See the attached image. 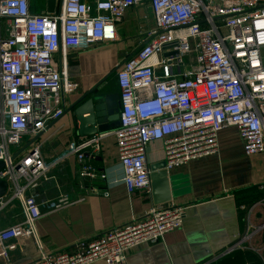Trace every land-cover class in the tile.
<instances>
[{
  "label": "built area",
  "instance_id": "1",
  "mask_svg": "<svg viewBox=\"0 0 264 264\" xmlns=\"http://www.w3.org/2000/svg\"><path fill=\"white\" fill-rule=\"evenodd\" d=\"M48 0H44L47 4ZM34 11L32 0H0V207L20 201L23 222L0 229V251L35 235L42 216L29 193L50 170L76 155L82 174L98 175L91 158L101 135L68 144L47 162L41 146L26 147L65 110L77 86L55 63L62 45L78 48L117 35L140 0H55ZM155 29L117 70L120 126L113 130L122 182L130 192L150 186L148 146L163 142L167 170L219 151V132L238 129L247 155L264 152V0H150ZM26 147V148H25ZM13 149V151L11 150ZM106 177L105 174H101ZM68 204L50 203L52 211ZM185 207L153 208L142 218L83 239L72 251L41 254L35 264H122L126 250L158 240L184 224Z\"/></svg>",
  "mask_w": 264,
  "mask_h": 264
},
{
  "label": "crops",
  "instance_id": "2",
  "mask_svg": "<svg viewBox=\"0 0 264 264\" xmlns=\"http://www.w3.org/2000/svg\"><path fill=\"white\" fill-rule=\"evenodd\" d=\"M33 1L34 11L48 8L45 2ZM154 29L150 0H140L118 23L117 35L109 33L104 41L78 48L62 45L55 63L77 86L65 97L63 115L38 139L47 162L61 155L69 143L83 139L73 113L88 99L79 101L83 95L95 89L120 102L117 70ZM101 134L100 147L91 158L98 175H83L84 161L76 155L56 164L49 178L29 191L43 213L35 235L8 240L6 244L13 247L0 251V264H35L41 254L72 251L80 240L125 226L153 208L172 205L185 207L183 226L128 248L122 264H264V152L247 155L235 126L219 132L218 153L172 170L166 169L163 142H151L147 150L150 186L133 192L121 180L113 130ZM62 197L68 204L52 211L50 203ZM23 219L19 200L0 207V229L17 226Z\"/></svg>",
  "mask_w": 264,
  "mask_h": 264
},
{
  "label": "water",
  "instance_id": "3",
  "mask_svg": "<svg viewBox=\"0 0 264 264\" xmlns=\"http://www.w3.org/2000/svg\"><path fill=\"white\" fill-rule=\"evenodd\" d=\"M55 0H48L47 7L49 12L55 9ZM88 99L74 110L75 123L78 134L82 138L96 136L110 130H115L120 126V102H117L112 95H105L104 91L91 90L83 95L79 101L87 97ZM73 107H70L72 109ZM68 109V110H70ZM84 114H88L84 116ZM43 132L35 136L26 147L31 150L34 142L37 141ZM25 147V148H26ZM4 167V162L0 160V171ZM8 190V184L4 179L0 178V198L3 197Z\"/></svg>",
  "mask_w": 264,
  "mask_h": 264
},
{
  "label": "rangeland",
  "instance_id": "4",
  "mask_svg": "<svg viewBox=\"0 0 264 264\" xmlns=\"http://www.w3.org/2000/svg\"><path fill=\"white\" fill-rule=\"evenodd\" d=\"M41 2H44V0H34L33 3L34 4H40ZM13 151V149H11Z\"/></svg>",
  "mask_w": 264,
  "mask_h": 264
}]
</instances>
